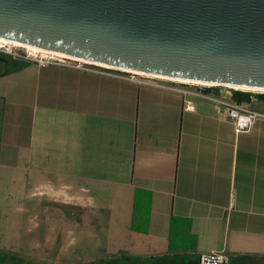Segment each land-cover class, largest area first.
I'll list each match as a JSON object with an SVG mask.
<instances>
[{
	"label": "crops",
	"instance_id": "1",
	"mask_svg": "<svg viewBox=\"0 0 264 264\" xmlns=\"http://www.w3.org/2000/svg\"><path fill=\"white\" fill-rule=\"evenodd\" d=\"M20 64L0 61V252L264 264V119L235 133L193 86Z\"/></svg>",
	"mask_w": 264,
	"mask_h": 264
},
{
	"label": "water",
	"instance_id": "2",
	"mask_svg": "<svg viewBox=\"0 0 264 264\" xmlns=\"http://www.w3.org/2000/svg\"><path fill=\"white\" fill-rule=\"evenodd\" d=\"M0 38L169 81L264 89V0H0Z\"/></svg>",
	"mask_w": 264,
	"mask_h": 264
},
{
	"label": "built area",
	"instance_id": "3",
	"mask_svg": "<svg viewBox=\"0 0 264 264\" xmlns=\"http://www.w3.org/2000/svg\"><path fill=\"white\" fill-rule=\"evenodd\" d=\"M43 49L36 48L33 46L26 45L24 46H10L9 44H0V54L5 53L12 56L18 60H24L27 62H32L36 64H62V65H72L77 68H86L89 69L86 65L89 63H84L83 61L75 58L68 57H58L52 56L49 53H42ZM92 64V63H90ZM94 65V64H92ZM97 66V65H95ZM98 68H104L101 70L107 72H113L116 75L122 76V78L128 80H136L138 74L116 68H106L97 66ZM208 85L205 84H195L194 87L199 91H205V87ZM261 93V92H260ZM209 96L215 100L217 103L225 107L226 112L230 120L232 121L235 133H241L250 129L254 122L258 119H264V108L257 110L249 106L248 102L237 101L232 97V94H219L215 95L209 93ZM198 264H227L228 257L227 255L216 252H203L198 256Z\"/></svg>",
	"mask_w": 264,
	"mask_h": 264
},
{
	"label": "rangeland",
	"instance_id": "4",
	"mask_svg": "<svg viewBox=\"0 0 264 264\" xmlns=\"http://www.w3.org/2000/svg\"><path fill=\"white\" fill-rule=\"evenodd\" d=\"M1 43V42H0ZM0 56L5 57L7 59H10L11 62L8 63L9 66H12L14 61H18V59L13 58L10 55H7L5 53H1ZM95 66L89 63V67ZM97 67V66H95ZM105 67V66H102ZM104 69V68H100ZM139 76H148L153 79H160L156 78L154 76H149V75H144V74H138ZM164 81H168L166 79H161ZM169 82V81H168ZM171 83V82H169ZM176 85V84H175ZM178 85V84H177ZM180 85V84H179ZM188 86H195V83H187ZM184 86V85H181ZM232 89H235V87H229V86H220L219 87V92L220 94H232ZM244 91H252L255 93H263V91H253L249 89H241ZM8 252V251H7ZM99 261H97L98 263ZM92 264H95L96 262H91ZM90 263V264H91ZM0 264H89L88 261H84L79 259V257H74L73 255H57V251H50L49 250H40L36 251V253H33L31 255H13V254H8L5 252H0ZM116 264V263H115ZM121 264V263H118ZM124 264H150V263H142V262H124ZM168 264V263H165Z\"/></svg>",
	"mask_w": 264,
	"mask_h": 264
},
{
	"label": "trees",
	"instance_id": "5",
	"mask_svg": "<svg viewBox=\"0 0 264 264\" xmlns=\"http://www.w3.org/2000/svg\"><path fill=\"white\" fill-rule=\"evenodd\" d=\"M21 61H24V60H21ZM21 61H19V62L18 61H14L12 66H18ZM20 66H21V64H20ZM10 67L11 66H9V68ZM169 82H171L173 84H178V85L180 84V85L188 86L187 83H181V82H177V81H169ZM219 87L220 86H207V87H205V92H207V93L210 92V93H213V94L219 93V90H218ZM232 97L235 100L240 101V102H242V101L249 102L252 97H258V98L264 99V92L263 93H260V92L259 93H255V92H252V91H244V90H241V89H232ZM124 262H126V258L122 257V258L114 259L111 262L99 261L98 263L96 262L95 264H115V263L116 264H118V263L124 264ZM137 262L150 263V264H165L166 263V262H164L162 260L137 261Z\"/></svg>",
	"mask_w": 264,
	"mask_h": 264
},
{
	"label": "bare ground",
	"instance_id": "6",
	"mask_svg": "<svg viewBox=\"0 0 264 264\" xmlns=\"http://www.w3.org/2000/svg\"><path fill=\"white\" fill-rule=\"evenodd\" d=\"M0 42H1L0 44H9L10 46H24V47L26 46L24 44L8 41V40L3 39V38H0ZM42 53H49L52 56H58V57H68L67 55H64V54H61V53H58V52H52V51L44 50V49L42 50ZM69 58L75 59L74 57H71V56H69ZM79 60L83 61L84 63H92L91 61H87V60H83V59H79ZM92 64L97 65V66H101V67L105 66L106 68H112L110 66L99 64V63H92ZM130 72H133V73H136V74L140 73V72H136V71H130ZM140 74H143V73H140ZM152 76H155V75H152ZM181 81L191 82V83H195V84H205V85L206 84L207 85L211 84V83H205V82H199V81H187V80H181ZM226 86L238 88V86H234V85H226ZM241 89H245V88L241 87ZM250 90H253V91H264V89H256V88H251Z\"/></svg>",
	"mask_w": 264,
	"mask_h": 264
},
{
	"label": "flooded vegetation",
	"instance_id": "7",
	"mask_svg": "<svg viewBox=\"0 0 264 264\" xmlns=\"http://www.w3.org/2000/svg\"><path fill=\"white\" fill-rule=\"evenodd\" d=\"M4 58H5V57H4ZM6 59H7V58H6ZM7 60H8V63H9V62H11V60H10V59H7ZM8 66H9V65H8Z\"/></svg>",
	"mask_w": 264,
	"mask_h": 264
}]
</instances>
